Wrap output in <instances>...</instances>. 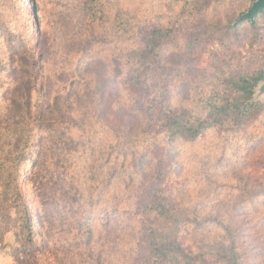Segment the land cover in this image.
Segmentation results:
<instances>
[{
    "label": "rangeland",
    "instance_id": "obj_1",
    "mask_svg": "<svg viewBox=\"0 0 264 264\" xmlns=\"http://www.w3.org/2000/svg\"><path fill=\"white\" fill-rule=\"evenodd\" d=\"M254 1L101 0L108 17L91 26L89 17H84V0H0V24L14 33L16 40L26 42L40 50L44 58L46 56L45 60L38 55L34 58L40 62L44 60V66L37 77L33 99L42 105L50 98L44 105L45 114L56 111L62 116L58 119L61 122L71 121L67 111L76 117L69 125L74 128V145L80 146L85 153L81 164L71 163L68 174H76L80 185L90 186L92 175L98 182L102 177L99 161L96 160L92 170V160L94 156L98 159L97 148L101 144L98 129L92 127L94 119L88 125L75 108L65 109L56 104L54 96L57 93L65 95L69 87L55 84V81L63 82L59 77L70 80L77 75L74 64L84 62V75L95 79L108 94L109 107L104 109L112 121L124 125L127 131L131 128L132 138L138 141L137 134L143 135L146 127L141 116L136 114L138 107L131 108L129 102L125 55L139 37L115 30L112 19L116 10L120 9L146 26L160 25L171 31L170 39L158 51V60L147 74L149 101L158 108L164 109L169 104L190 108L195 113L213 96L226 90L223 82L226 78L264 72V13L258 16L254 27L247 21L237 24ZM35 16L42 22L40 35L35 30ZM91 32L97 39L86 44ZM0 34L1 67L10 60L9 47L3 33ZM14 76L20 81L23 74L18 72ZM10 78L12 74L0 70V96ZM263 86L264 81L254 89L252 102L264 103ZM88 87L79 83L73 89L89 92ZM158 138L149 156L156 162L161 159L162 166L170 171L168 185L172 188V202L177 206L195 205L201 217L210 216L223 224L222 228L209 224L208 230L203 229L208 232L207 238L196 239L195 253L200 258L196 264H264V109L251 115L241 126L211 129L190 143L171 145L163 137ZM169 149H173L171 156ZM57 152L54 149L53 160ZM50 154L49 151L48 156ZM29 165L30 162L23 170L28 171ZM154 166L155 163L149 166L145 178L147 185L153 181ZM21 185L30 200L32 184L25 180ZM106 201L109 207L111 200ZM102 215L96 222L100 229L105 223ZM115 224L103 240L106 264L126 261L117 257L122 253L115 245V237L118 234L128 237L120 232L123 225L117 229ZM58 239L57 235L54 240L59 262L66 264L70 258L79 264L75 251L62 252L64 242ZM63 253L68 254L67 257ZM52 258L45 254L39 257V264H46L45 261H52ZM0 264H12L6 252L0 251Z\"/></svg>",
    "mask_w": 264,
    "mask_h": 264
},
{
    "label": "trees",
    "instance_id": "obj_2",
    "mask_svg": "<svg viewBox=\"0 0 264 264\" xmlns=\"http://www.w3.org/2000/svg\"><path fill=\"white\" fill-rule=\"evenodd\" d=\"M83 12L91 26L108 17L101 0H84ZM262 13L264 11L256 15L253 23L243 20L237 24L247 21L254 27ZM34 19L35 30L40 35L41 19L38 16ZM135 20L118 9L112 23L116 31L139 37L125 55L129 102L131 108L138 107L136 114L146 127L143 135L137 134V142L132 138L133 130L127 131L124 125L114 123L104 109L109 107L108 94L95 79L84 75V62L74 64L77 75L70 80L59 77L63 82L55 81L69 87L65 95L54 96L56 104L65 109L75 108L88 125L94 119L92 127L98 129L101 144L97 148L98 159L94 156L92 160V170L96 160L99 161L102 177L98 182L90 176V186L80 185L76 174H68L71 163L81 164L85 153L74 145V128L69 124L76 117L67 111L71 121L61 122L58 112L45 114L44 105L50 98L42 105L33 99L46 56L44 58L40 50L26 42L16 40L14 33L0 24L10 60L0 70L13 75L0 96V251L10 256L12 264H39V257L45 254L53 256L46 264H61L55 253L57 235L58 241L64 242L62 252L75 251L79 264H106L103 240L115 223L117 229L123 225L120 232L128 237L121 234L115 237V245L122 253L117 257L126 260L123 264H196L200 258L195 253V241L204 240L208 234L203 229L208 230L209 224L223 227L215 218L201 217L195 205L177 206L172 202V188L168 185L171 173L162 166L161 159L153 160L149 151L157 146L158 137L171 145L190 143L211 129L244 124L251 115L264 109V103L252 102L254 89L264 81V72L226 78L223 81L226 90L213 96L195 113L190 108L169 104L164 109L158 108L149 101L147 74L158 60V51L170 39L171 31ZM95 38L97 36L91 32L86 44ZM35 55L44 59L43 62L34 59ZM18 72L23 74L20 81L14 76ZM79 83L89 86V92L74 90ZM74 94L77 96L73 97ZM54 149L58 151L56 160L52 159ZM172 150L169 149V156ZM29 162V170L24 171L23 166ZM154 163V178L147 185L145 178ZM25 180L33 186L30 200L22 189ZM143 184L146 185L142 187ZM107 199L111 200L109 207ZM100 214L105 220L101 229L96 225ZM123 219L124 222H120ZM221 232L225 234L222 229ZM69 260L66 264H76Z\"/></svg>",
    "mask_w": 264,
    "mask_h": 264
},
{
    "label": "water",
    "instance_id": "obj_3",
    "mask_svg": "<svg viewBox=\"0 0 264 264\" xmlns=\"http://www.w3.org/2000/svg\"><path fill=\"white\" fill-rule=\"evenodd\" d=\"M264 11V0H256L252 3L249 10L243 14L238 21L248 20L253 23L254 18L260 12ZM264 89V86H263Z\"/></svg>",
    "mask_w": 264,
    "mask_h": 264
}]
</instances>
